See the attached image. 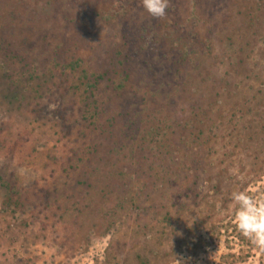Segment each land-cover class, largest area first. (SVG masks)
Here are the masks:
<instances>
[{"label":"rangeland","instance_id":"1","mask_svg":"<svg viewBox=\"0 0 264 264\" xmlns=\"http://www.w3.org/2000/svg\"><path fill=\"white\" fill-rule=\"evenodd\" d=\"M237 189L264 192V0H0V264H264Z\"/></svg>","mask_w":264,"mask_h":264},{"label":"clouds","instance_id":"2","mask_svg":"<svg viewBox=\"0 0 264 264\" xmlns=\"http://www.w3.org/2000/svg\"><path fill=\"white\" fill-rule=\"evenodd\" d=\"M142 4L151 16L160 18L166 14L168 0H142ZM230 200L235 206L233 222L237 231L264 251V192L237 189L230 193Z\"/></svg>","mask_w":264,"mask_h":264},{"label":"trees","instance_id":"3","mask_svg":"<svg viewBox=\"0 0 264 264\" xmlns=\"http://www.w3.org/2000/svg\"><path fill=\"white\" fill-rule=\"evenodd\" d=\"M85 78H88V76H85ZM99 80H101V76H98L95 78L94 84H98ZM234 229H236V227L234 226ZM239 238H245L244 236H241L240 234H238ZM227 259H237V256L233 255V254H228L226 256ZM233 261V260H232Z\"/></svg>","mask_w":264,"mask_h":264}]
</instances>
